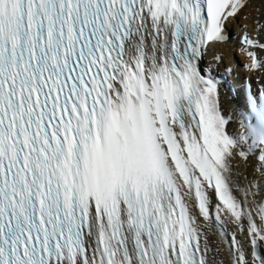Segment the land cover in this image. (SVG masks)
I'll return each instance as SVG.
<instances>
[{"label": "snow or ice", "instance_id": "6c2138e0", "mask_svg": "<svg viewBox=\"0 0 264 264\" xmlns=\"http://www.w3.org/2000/svg\"><path fill=\"white\" fill-rule=\"evenodd\" d=\"M251 2L0 0V264H264V76L200 63Z\"/></svg>", "mask_w": 264, "mask_h": 264}, {"label": "bare ground", "instance_id": "6f19581e", "mask_svg": "<svg viewBox=\"0 0 264 264\" xmlns=\"http://www.w3.org/2000/svg\"><path fill=\"white\" fill-rule=\"evenodd\" d=\"M245 14L248 15V19H245ZM257 19L264 22V0H252L249 7L244 9L240 17L228 25L229 40L227 42L211 43L206 52L208 58L205 61L204 59L201 60L203 67L211 65L217 77L222 79L223 83L220 86V95L223 107L227 111H233L235 108L242 106L244 100L243 95H240L239 98H234L231 86L240 87L247 78L257 81L261 76H264V68L256 72H250L245 68V64L250 62V57L247 51L241 49L239 40L241 26L247 24L248 30L253 31ZM260 35L261 39H263L262 35H264V32ZM250 51L258 53L259 58L264 62V50L250 49ZM213 52L216 56H214ZM213 56L215 58L217 56L221 57L220 61L217 62L216 60L215 63L211 64ZM229 69L231 71H228ZM223 74L226 77H223ZM234 164L237 165L235 171L240 173L244 171L242 163L234 162ZM240 180L243 181V176L240 177Z\"/></svg>", "mask_w": 264, "mask_h": 264}, {"label": "rangeland", "instance_id": "374dc122", "mask_svg": "<svg viewBox=\"0 0 264 264\" xmlns=\"http://www.w3.org/2000/svg\"><path fill=\"white\" fill-rule=\"evenodd\" d=\"M207 52V51H206ZM213 54H214V56H216V54L213 52ZM208 56V54L207 53H205V55H204V57H203V59H204V61L206 60V58H208L207 56ZM213 56V59L211 60V64H213V63H215L216 62V58ZM210 62V61H209ZM207 63V62H206ZM223 77H226V75H224L223 74ZM226 79V78H225ZM255 79V78H254Z\"/></svg>", "mask_w": 264, "mask_h": 264}]
</instances>
